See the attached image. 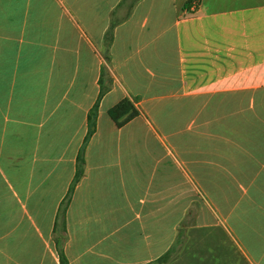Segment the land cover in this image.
<instances>
[{"label":"crops","instance_id":"0c3cea01","mask_svg":"<svg viewBox=\"0 0 264 264\" xmlns=\"http://www.w3.org/2000/svg\"><path fill=\"white\" fill-rule=\"evenodd\" d=\"M61 252L264 264V0H0V264Z\"/></svg>","mask_w":264,"mask_h":264},{"label":"trees","instance_id":"16d2710c","mask_svg":"<svg viewBox=\"0 0 264 264\" xmlns=\"http://www.w3.org/2000/svg\"><path fill=\"white\" fill-rule=\"evenodd\" d=\"M104 89L101 93V97L104 94ZM110 117L113 119V121L117 124L118 127H123L132 120H134L136 117H138L139 112L137 108L135 107L134 103L129 99H123L118 104H116L113 108L109 111ZM97 116H98V104H96L93 109L90 111V114L88 116V133L86 135L85 139V146L89 139L93 136L96 130V123H97ZM85 146L82 149L78 161H79V167L83 164L85 161L84 159V152H85ZM80 175V174H79ZM78 175V176H79ZM162 260V259H161ZM61 264H67V260L65 256L61 252Z\"/></svg>","mask_w":264,"mask_h":264}]
</instances>
